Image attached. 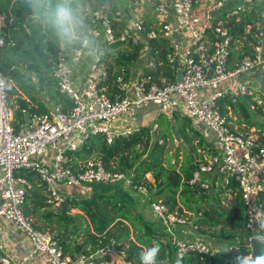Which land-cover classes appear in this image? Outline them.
I'll use <instances>...</instances> for the list:
<instances>
[{
	"label": "built area",
	"instance_id": "1",
	"mask_svg": "<svg viewBox=\"0 0 264 264\" xmlns=\"http://www.w3.org/2000/svg\"><path fill=\"white\" fill-rule=\"evenodd\" d=\"M251 6L252 0H152L148 28L144 24L148 15L144 16L141 9L128 14L96 9L92 24L86 27L91 48L58 44L50 65V75L72 101L68 109L52 101L44 102V110L31 109L30 104L19 106L9 98L8 81L0 70V217L24 231L32 243V251L21 260L0 252V264H23L31 254L39 252L49 264L90 262L84 255L73 259L64 254L56 238L33 225L32 218L23 211L30 181L21 170L38 175L45 187L47 206L62 200L73 188L94 182H120L148 196L147 186L136 183L129 171L107 168L95 157L75 165L69 161V152L80 148L93 134H102L111 143L115 137L138 128L139 125L123 124L124 116L147 102L156 104L159 113L179 112L190 118L192 126H199L196 122L200 121L214 131L216 153L198 163L189 183L198 180L201 173L218 168L238 183L246 206V227L263 221L257 215L256 201L257 193L264 191V142L234 127L218 103L226 93L234 94L233 100L246 94L249 86L237 76L264 65L261 31L252 30L251 24H247L242 36L257 38L256 42H249L254 53H244L229 66L232 43L240 39L236 37L239 13L249 11ZM232 16L235 20L230 22ZM120 20L122 25H118ZM5 24V16L0 14V45L8 42L1 29ZM156 36L168 42L165 59L176 74L173 79H153L152 72L162 64L158 56L149 54L148 40ZM117 39L130 40L135 45L144 43L139 50L143 49L148 59L126 77L113 76L112 89L107 91L110 73L104 46ZM155 127L153 123L152 129ZM149 203L171 234L178 258L190 250H210L202 235L196 239L177 238L175 223H183L185 218L170 210L161 199Z\"/></svg>",
	"mask_w": 264,
	"mask_h": 264
},
{
	"label": "trees",
	"instance_id": "2",
	"mask_svg": "<svg viewBox=\"0 0 264 264\" xmlns=\"http://www.w3.org/2000/svg\"><path fill=\"white\" fill-rule=\"evenodd\" d=\"M10 13H13L16 19L25 14L32 15L26 0H0V14H4L5 21L9 19ZM239 16L236 37H239L242 43H232L230 67L240 60L244 53H254L249 42H256L257 38L251 35L242 36L245 25L251 24L252 30H260L259 37L264 43V0H252L251 9L240 11ZM234 20L235 16L229 19L230 22ZM150 23L151 18L147 16L144 24L148 28ZM84 24L87 27L92 23L88 20L84 21ZM122 24L123 21L120 20L118 25ZM6 41L8 42L0 45V70L5 78L20 83L19 90L14 86H7L9 94L14 95L15 103L19 106L30 104L31 109L44 110L46 105L34 94V91L43 87L48 100L61 103L63 109L70 108L71 99L66 92L60 90L55 79L49 74L52 59L58 48V43L52 35L47 30L46 33H41L35 42V50L24 47L22 38L14 33L8 35ZM139 46L132 44L130 40L120 39L104 46V57L110 73L106 81L107 91L112 89L113 76L129 75L131 62L138 59ZM148 49L150 55L158 56L162 60L161 66L152 72L153 79L159 80L158 76L173 79L176 74L165 59L169 50L168 42L163 37L156 36L148 40ZM44 66L47 70L43 69ZM233 96L234 94L226 93L219 99L221 111H227L229 105L245 112L241 100L238 96L233 100ZM245 96L246 94L240 95L242 98ZM253 102L256 103L255 100ZM153 123L156 124L154 129L150 125H139L128 135L115 137L111 143H107L102 134H93L80 148L69 152V161L75 165L79 161L95 157L107 168L129 171L136 183L147 186L149 201L161 199L177 214L183 209L197 212V217L189 226L195 228L203 237L210 231L212 236H217L229 245L226 248H213L210 242H207L210 244L208 252L187 251L179 257L181 264H233L237 254L246 257L251 255V237L255 233L253 228L246 227V206L237 181L214 167L210 172L213 174L210 182L205 180L201 173L198 180L189 183L193 172L198 169V163L206 162L216 153L213 142L192 126L188 116L179 112L172 115L161 112ZM250 126L257 129V139L264 142V122L250 121L245 129ZM174 134L187 147L181 161L177 151L172 161L166 148L167 142H173ZM199 149L206 152L207 156H203ZM21 172L30 181L23 203L24 213L32 218L35 227L44 231H47L49 226L50 230L55 229L49 233L61 244L63 253L71 258L75 259L80 255L92 256L107 246L109 241L113 247L123 241L127 244L123 251L124 259L131 264H140V253L153 243H158L161 248L158 261H163V264H175L178 259L176 247L168 238L169 232L158 228L155 221L146 219L139 210L132 207L128 193L122 190L121 184L120 187H113L110 183H91L88 186L103 189L95 190L90 196L66 194L60 200L58 209L54 211L46 208L45 187L38 175L29 170ZM147 172H150L152 179L146 176ZM203 182H207V187L202 185ZM227 193H230L231 205L226 209L220 199L225 198ZM202 202H205V208L201 207ZM256 203L257 215L263 217L264 221V191L257 193ZM73 207L79 211L71 212L70 208ZM33 214H36L35 218ZM52 221H55L54 226H51ZM183 223H175L174 230L180 227L179 232H184L185 236L186 231L181 226ZM232 223L234 227L230 226ZM261 229L258 234L264 231V226ZM165 233L168 234V239L159 240V236ZM259 255H264V236L260 243ZM107 259L106 254H101L92 257L90 264H99Z\"/></svg>",
	"mask_w": 264,
	"mask_h": 264
},
{
	"label": "rangeland",
	"instance_id": "3",
	"mask_svg": "<svg viewBox=\"0 0 264 264\" xmlns=\"http://www.w3.org/2000/svg\"><path fill=\"white\" fill-rule=\"evenodd\" d=\"M238 2H242V0H237ZM13 4V3H12ZM15 4V3H14ZM13 4V5H14ZM72 7L76 10L77 14L80 16V18L84 21L91 20V17L96 9H105L108 11H115L119 10L122 13L127 14L130 10L132 11H139L140 9L143 10L144 16H150L152 13V0H71ZM129 10V11H128ZM247 11V10H245ZM146 18V17H145ZM150 18V17H149ZM6 28L1 27L2 32L5 33V37L8 35H11L12 33L20 36L23 40V46L35 50V42L38 39L39 35L41 33H46L45 28L35 19V17L31 14H25L20 19H16L14 17L13 13H10L9 19L6 21ZM242 43L239 39L235 43ZM140 48L144 47V43L140 42L139 44ZM238 46V44H237ZM43 47V44H42ZM139 54L141 55V58H138L133 63L131 62V66H133L135 69L139 68L142 62H147L148 57L146 56V52L143 49L139 50ZM129 61V59L127 60ZM81 65V64H80ZM47 68L44 66L43 69ZM50 74V71H49ZM237 78L241 80L242 82L248 84L249 87H247L246 90V96L240 97V95H237L238 98L241 100L242 104L244 105L246 111L244 112L240 108H232L228 106L227 114L228 119L231 122V124L236 127L239 130H244L247 133H251L255 136H257V129L254 126H250L249 128L245 129L247 126V123L250 121H263L264 122V67H258L251 69L247 72L240 73ZM8 86H14V88H18L17 81H10V79H7ZM34 94L40 99V100H46V94L43 87H41L39 90L34 91ZM250 98L248 97L249 95ZM9 98L13 100L14 95L9 94ZM255 100L256 103L253 102ZM157 105L152 102L143 103L139 108L133 109L131 111H134V115L131 116L138 119L140 123H146L150 126H152L155 118L159 114L157 111ZM130 111V112H131ZM165 113V112H164ZM128 113H126L127 115ZM133 114V113H132ZM142 116V117H141ZM127 120L130 119L129 115L126 117ZM195 120V119H194ZM193 120V123L195 124L196 121ZM196 124H199V126L195 125L198 130L202 129V132H209L210 133V141L213 142L215 138V133L213 130H211L206 124L202 122H196ZM140 125V124H139ZM144 125V124H141ZM131 126H134L133 124ZM194 126V125H193ZM194 126V127H195ZM176 132L175 130L173 131ZM175 138L173 139V142H167L166 148L168 149V153L170 155L171 160L173 161L175 159V152L177 151L178 159L181 161L183 154L187 151V147L184 144V142L177 137L176 134H174ZM200 152L203 153V156H207L206 152H204L202 149H199ZM212 173H202V177L209 181L212 179ZM146 176L149 179H152V176L150 172L146 173ZM113 185V187H120V182H114L110 183ZM122 190L124 192L128 193L129 202L132 207L139 210L143 217H145L148 220L155 221V225L158 228H164L160 221H158V217L154 214V212L151 209L148 196L139 193L138 191H135L132 188H126L122 184ZM95 186H77L73 188L69 194L72 195H78V196H90L95 190H102L103 187L95 188ZM112 189V188H110ZM122 192V191H121ZM123 192V193H124ZM44 193H46L44 189ZM149 193V191H148ZM230 193H227L225 198H221L220 202L222 203L223 207L227 209L230 205ZM60 202V201H59ZM59 202H56L55 204L51 206H47V209L50 210H57ZM202 208L206 207L205 202H202L201 204ZM71 212H78L79 210L76 207L70 208ZM178 214L185 218L186 222L183 223L181 226L185 229L186 234L184 236V232H179L178 229L180 227H177L175 230V234L177 238H183V237H189L192 239H196L201 234L195 229L191 228L189 224L197 217V212L195 211H188L186 209H183L181 212L178 211ZM33 218H35L36 214H33ZM40 222L41 219H38ZM55 225V221L51 222V226ZM231 227H234L233 223L230 225ZM264 226V221L259 222V224H255L252 228L254 229L255 235L264 236V231L261 234L260 230ZM165 229V228H164ZM166 229H170L166 227ZM48 232L52 233L51 231H55V229L50 230V226L46 229ZM211 232L208 231L207 234L204 236L205 240L207 242H210L211 246L213 248H219L223 247L226 248L227 242H223L220 238L217 236H212L210 234ZM167 233L165 235L159 236V240L166 241L168 238L171 240V234L168 235ZM172 242V241H171ZM127 247V244L123 241L119 242L118 245L113 248H106V250L102 254H106L108 257L107 260L100 261L99 264H131L130 262L126 261L124 259L123 251ZM249 259H253L251 255L247 256ZM87 264H90L88 262Z\"/></svg>",
	"mask_w": 264,
	"mask_h": 264
},
{
	"label": "clouds",
	"instance_id": "4",
	"mask_svg": "<svg viewBox=\"0 0 264 264\" xmlns=\"http://www.w3.org/2000/svg\"><path fill=\"white\" fill-rule=\"evenodd\" d=\"M35 19L52 35L61 46L79 44L83 48H91L92 41L87 35L86 26L71 0H26ZM161 248L158 243L140 253V264H163L158 261ZM175 264H181L177 259ZM233 264H264V255L253 259L237 254Z\"/></svg>",
	"mask_w": 264,
	"mask_h": 264
},
{
	"label": "crops",
	"instance_id": "5",
	"mask_svg": "<svg viewBox=\"0 0 264 264\" xmlns=\"http://www.w3.org/2000/svg\"><path fill=\"white\" fill-rule=\"evenodd\" d=\"M141 12L143 13V10H141ZM6 26L7 24H5L3 27L6 28ZM135 70L136 69L132 66L130 72H134ZM43 102L46 103V102H51V101L46 98V100H43ZM128 115L130 117L129 120L126 119ZM132 115H134V111H131L127 115H125L123 124L125 125H132V124L133 125H139V124L148 125L147 122L140 123L138 119L134 117L131 118ZM169 115H172V114H169ZM200 131H202V129H200ZM202 134L205 136L207 140H210L209 132H202ZM31 251H32V243L29 237L27 236V234L24 231L16 227H13L4 218L0 217V252H6L10 254L11 256H13L15 259L21 260L22 256L28 255ZM23 264H49V263L47 261V257L43 253L39 252V253L31 254L28 257V259L25 262H23Z\"/></svg>",
	"mask_w": 264,
	"mask_h": 264
},
{
	"label": "water",
	"instance_id": "6",
	"mask_svg": "<svg viewBox=\"0 0 264 264\" xmlns=\"http://www.w3.org/2000/svg\"><path fill=\"white\" fill-rule=\"evenodd\" d=\"M261 241H262V236H260V235H254V236L251 237V256L253 258H255L256 256L259 255ZM106 248H113V249L116 250V248L113 247L112 242L109 241L107 246H105L104 248L98 250L92 256H88L86 258V261L88 262V261L91 260L92 257H96V256L101 255L106 250Z\"/></svg>",
	"mask_w": 264,
	"mask_h": 264
}]
</instances>
